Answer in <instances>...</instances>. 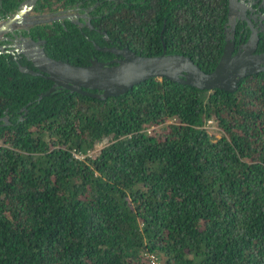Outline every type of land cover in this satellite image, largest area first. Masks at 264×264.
I'll use <instances>...</instances> for the list:
<instances>
[{
  "label": "trees",
  "instance_id": "obj_1",
  "mask_svg": "<svg viewBox=\"0 0 264 264\" xmlns=\"http://www.w3.org/2000/svg\"><path fill=\"white\" fill-rule=\"evenodd\" d=\"M225 5L152 0L140 24L101 26L137 36V54L165 45L209 72ZM17 6L0 0V18ZM51 42L48 55L77 65L109 55L99 34L65 41L81 46L76 59ZM19 64L35 69L0 53V264H264V71L233 92L149 78L105 99L63 87L38 99L53 82Z\"/></svg>",
  "mask_w": 264,
  "mask_h": 264
},
{
  "label": "water",
  "instance_id": "obj_2",
  "mask_svg": "<svg viewBox=\"0 0 264 264\" xmlns=\"http://www.w3.org/2000/svg\"><path fill=\"white\" fill-rule=\"evenodd\" d=\"M37 0H23L11 14L0 19V37L19 27L53 20L44 15L29 16ZM36 17H44L43 19ZM257 36L253 34L244 44L242 50L233 52V42L226 40L223 52L215 67L203 71L194 60L184 54L167 53L166 46L159 55H140L130 48H100L98 50L120 54L122 58L109 62H102L94 58L87 65H77L62 60L53 59L46 55L40 43L26 40L15 49H8L9 45L0 46V53H23L32 60L37 70L19 64V70L32 75H44L53 82L46 93H40L38 99L63 87L70 92H78L98 99L118 96L126 93L134 85L149 78H166L181 84L193 86L201 90L211 91L221 89L233 92L242 78L259 71H264V53L252 55L256 46ZM96 90L97 92H90ZM0 121L8 123L7 116L0 117Z\"/></svg>",
  "mask_w": 264,
  "mask_h": 264
},
{
  "label": "flooded vegetation",
  "instance_id": "obj_3",
  "mask_svg": "<svg viewBox=\"0 0 264 264\" xmlns=\"http://www.w3.org/2000/svg\"><path fill=\"white\" fill-rule=\"evenodd\" d=\"M17 1L19 6L23 0ZM225 1L226 19L222 25V52L227 39L233 42L234 48L232 54H234L237 51L242 50L241 47L244 44H247L251 36L255 34L257 36L256 46L252 55L263 54L264 0ZM150 2H152V0H37L28 15L32 17L44 15L45 18H53V20L19 27L16 30L4 34L2 35V37H5L4 39L0 37V46L9 45L8 49H15L16 46L24 43L22 38H25L27 41H43V43H40V47L43 48L46 55L53 59L61 60L60 58H54L48 55L46 52L49 36L52 41L49 48L52 51V55H60L66 59H76L80 57L81 46L77 43L68 44L65 41H67L69 37H79V35L83 33L84 35H101L105 44L100 48L123 49L128 47L134 51L131 44H133L132 39L138 38L137 36H135V38L132 37L134 35L132 33H127L125 35L122 33L120 35L117 29L114 30L111 35H108L106 30L102 28L101 24L105 23L103 21L105 17L107 20L113 19L114 22H117L116 20L118 19H122V21H126L130 24H135L136 22L140 24V13L144 14L141 5L148 4ZM149 12L150 8L148 7V9L145 10V15ZM38 18L43 19L44 17H36L34 19L37 20ZM132 28L135 32L136 26ZM57 40H62V45H60L59 41L56 42ZM88 40L93 43L94 37L88 35ZM138 41L140 42V40ZM137 46H140V43H138ZM96 47L97 45H95V48ZM103 52L109 53V55L103 56L106 58L103 60L100 59L99 61L109 62L122 58L120 54L109 51ZM11 54L18 59L23 57L26 61H29L32 64L35 68L34 70H37L32 63V60L28 59L23 53L16 52ZM85 56L86 58L84 57V59L87 60L88 63L94 58L98 59L97 55L93 53H86ZM260 65H264L263 61L260 62Z\"/></svg>",
  "mask_w": 264,
  "mask_h": 264
},
{
  "label": "rangeland",
  "instance_id": "obj_4",
  "mask_svg": "<svg viewBox=\"0 0 264 264\" xmlns=\"http://www.w3.org/2000/svg\"><path fill=\"white\" fill-rule=\"evenodd\" d=\"M206 128L212 137L218 138L220 136L219 130L216 129V127L213 124H209V125L207 124ZM92 155H94V151L92 152Z\"/></svg>",
  "mask_w": 264,
  "mask_h": 264
},
{
  "label": "built area",
  "instance_id": "obj_5",
  "mask_svg": "<svg viewBox=\"0 0 264 264\" xmlns=\"http://www.w3.org/2000/svg\"><path fill=\"white\" fill-rule=\"evenodd\" d=\"M209 123H211V121H209L207 124H209ZM96 150H97V149H96ZM92 152H93V151H89V152H87L86 154H82V153H80V152H77V153H74V156H75L76 158L83 159L85 156H91V155H92ZM151 263H152V264H159V262H158V261H155V260H153Z\"/></svg>",
  "mask_w": 264,
  "mask_h": 264
}]
</instances>
